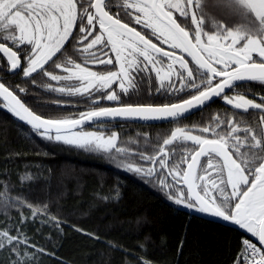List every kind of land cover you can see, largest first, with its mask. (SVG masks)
Returning a JSON list of instances; mask_svg holds the SVG:
<instances>
[{
  "label": "snow or ice",
  "instance_id": "obj_1",
  "mask_svg": "<svg viewBox=\"0 0 264 264\" xmlns=\"http://www.w3.org/2000/svg\"><path fill=\"white\" fill-rule=\"evenodd\" d=\"M0 54L8 65L0 71L22 72L25 85L31 80L36 86L35 76L71 82L48 84L47 90L92 105L115 104L78 118H46L21 98L27 86L0 81V107L32 133L86 150L129 154L117 147L116 132L84 131L90 122L175 123L221 98L234 110L258 111L244 127L235 114L215 115L202 127H174L155 154L131 153L138 159L123 170L156 183L174 205L249 234L234 264H264V96L257 103L226 94L237 84L264 85V0H0ZM57 69L64 74H55ZM144 91L165 102L122 101ZM0 201L27 207L32 223L61 230L63 222L49 217L46 205L13 201L6 192H0ZM26 223L22 214L19 225L0 229V251L10 249L12 264H38L22 248L46 254L23 231Z\"/></svg>",
  "mask_w": 264,
  "mask_h": 264
},
{
  "label": "trees",
  "instance_id": "obj_2",
  "mask_svg": "<svg viewBox=\"0 0 264 264\" xmlns=\"http://www.w3.org/2000/svg\"><path fill=\"white\" fill-rule=\"evenodd\" d=\"M0 65L8 67L1 55ZM0 81L27 86L25 104L46 118L86 111L77 108L81 105L78 97H68L67 107H56L65 101L61 95L34 88L30 80L25 85L16 74L0 71ZM34 94L40 98L34 100ZM204 125L202 117L193 127ZM101 130L117 131V147L127 148L129 154L43 140L0 107V192L41 209L46 205L47 215L63 222L61 230L55 224L41 226L31 222L27 207L0 201V229L8 223L19 225L23 214L29 218L23 231L46 254L21 251L35 255L38 264H234L248 234L233 224H220L174 205L156 183L123 170L138 159L131 153L155 154V146L162 144L172 128L119 121ZM9 251H0V264H12L15 257H9Z\"/></svg>",
  "mask_w": 264,
  "mask_h": 264
},
{
  "label": "flooded vegetation",
  "instance_id": "obj_3",
  "mask_svg": "<svg viewBox=\"0 0 264 264\" xmlns=\"http://www.w3.org/2000/svg\"><path fill=\"white\" fill-rule=\"evenodd\" d=\"M116 9L113 8V11H115ZM206 30H208V26L206 28ZM71 47V45L69 46ZM2 56V54H0ZM79 62V61H78ZM91 63V62H89ZM49 70H52L51 68ZM93 70H98L97 68L93 67ZM114 70V69H113ZM55 74H61L63 75L64 73L61 72V70L57 69ZM18 79H21V73H17L16 74ZM34 79H36L37 84L36 86H33L32 81L31 85L34 88H39L40 90H42L45 93H52L51 91L47 90V85L48 84H52V85H59V86H63L64 83H71V82H53L50 81L47 77H44L43 79H41L39 76H35ZM57 86V87H59ZM57 94V93H56ZM226 94L228 96H234V95H246L248 99H253L255 100V102L259 103L260 102V97L264 96V85L258 84V83H254V82H248L246 84H237V86L234 89L228 90L226 92ZM57 95H61V94H57ZM23 99V96L21 97ZM25 98V97H24ZM34 100L36 98H40L39 96H37V94H34L32 97ZM187 98V97H185ZM78 99L81 101V105L77 106V108H81V109H85L86 111L91 110L94 107H111V106H115V104L113 103H109L106 101H102L99 105H92L89 101L83 100L82 98L78 97ZM61 100H65V101H61L59 102L60 104H70L68 101V97L61 95ZM122 101L124 103H137V102H143V103H163L165 102L164 100L152 96L149 97L147 92L144 91L142 93V96L140 98H138L137 96L133 95L131 97H125L122 96ZM39 104H44V102L42 103V101L39 102ZM206 108L205 112H202L204 109ZM200 112V113H199ZM199 113V115H198ZM233 114L236 115L237 119L239 121H241V127H244L246 125V123L252 122L254 118H258L259 117V112L256 110H249V112L244 113L240 110H234L231 106L225 104L221 99H215L214 101H212L209 105L205 106L203 109L196 111L190 115L185 116L184 118L180 119L178 122H163V123H153V124H159V125H166L169 126V128H174V127H189V128H193V124L198 122V120L200 121L202 117L205 118L206 124L209 123V121L211 120V118L215 115H220L222 118L224 117H231ZM198 115V116H196ZM74 118H78L79 115L77 116H73ZM119 121H110V122H101L98 123V125H96L97 127H101V129H107L109 127H112L113 125H117ZM149 123V122H148ZM93 127V126H91ZM95 129H97L96 127H94ZM206 163V161H205ZM246 233V232H245ZM247 234V233H246Z\"/></svg>",
  "mask_w": 264,
  "mask_h": 264
},
{
  "label": "water",
  "instance_id": "obj_4",
  "mask_svg": "<svg viewBox=\"0 0 264 264\" xmlns=\"http://www.w3.org/2000/svg\"><path fill=\"white\" fill-rule=\"evenodd\" d=\"M214 101V100H213ZM207 106V105H206ZM201 110V109H200ZM196 111H199V110H195V111H193L192 113H194V112H196ZM191 113V114H192ZM110 121H134V122H143V121H139V120H123V119H116V120H100V121H96V122H90V123H88V124H86V125H84V128L85 127H87V126H93V127H96L97 129H100L101 127H97L96 125H98V123H101V122H110ZM20 122H22V121H20ZM23 123V122H22ZM149 123H163V122H156V121H151V122H149ZM24 124V123H23ZM26 125V124H25ZM205 218H207L208 220H211V221H214V222H217V223H220V224H225V225H227V224H231V223H229V222H223V221H221V220H219V219H216V218H213V217H211V216H208V215H205V214H202Z\"/></svg>",
  "mask_w": 264,
  "mask_h": 264
},
{
  "label": "rangeland",
  "instance_id": "obj_5",
  "mask_svg": "<svg viewBox=\"0 0 264 264\" xmlns=\"http://www.w3.org/2000/svg\"><path fill=\"white\" fill-rule=\"evenodd\" d=\"M211 28H212V26H211V24H209V25H208V29H211ZM54 86H59V85H56V84H55ZM83 130H84V131H100L99 129H95V128H87V127L83 128ZM112 132H116V133L118 134L117 131H111V132H105V135H106V136L111 135ZM118 136H119V134H118Z\"/></svg>",
  "mask_w": 264,
  "mask_h": 264
},
{
  "label": "bare ground",
  "instance_id": "obj_6",
  "mask_svg": "<svg viewBox=\"0 0 264 264\" xmlns=\"http://www.w3.org/2000/svg\"><path fill=\"white\" fill-rule=\"evenodd\" d=\"M209 105V104H208ZM246 238H250L249 236L248 237H246Z\"/></svg>",
  "mask_w": 264,
  "mask_h": 264
},
{
  "label": "built area",
  "instance_id": "obj_7",
  "mask_svg": "<svg viewBox=\"0 0 264 264\" xmlns=\"http://www.w3.org/2000/svg\"><path fill=\"white\" fill-rule=\"evenodd\" d=\"M245 239V238H244ZM253 242H255V241H253Z\"/></svg>",
  "mask_w": 264,
  "mask_h": 264
}]
</instances>
